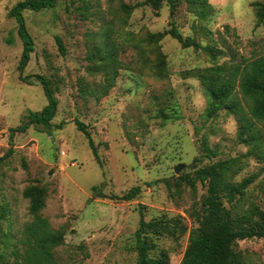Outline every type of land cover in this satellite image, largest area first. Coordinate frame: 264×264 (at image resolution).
I'll list each match as a JSON object with an SVG mask.
<instances>
[{
  "label": "rangeland",
  "instance_id": "374dc122",
  "mask_svg": "<svg viewBox=\"0 0 264 264\" xmlns=\"http://www.w3.org/2000/svg\"><path fill=\"white\" fill-rule=\"evenodd\" d=\"M19 1L0 0V157L11 150L0 163V254L9 259L23 224L32 219L22 193L35 185L47 191L40 215L64 234V245L54 252L58 262L135 264L141 214L146 222L179 220L188 230L196 227L190 215L206 188L198 181L192 188L194 172L248 151L236 116L227 109L209 115L210 99L191 75L264 55V21L256 26L252 6L264 0H208L212 14L204 20L191 0H160L157 9L134 7L145 0H61L52 9L23 11L34 50L22 72L23 43L8 15ZM171 26L223 54L184 49L170 36L148 41L149 34ZM36 74L49 81L57 100L47 127L29 124L31 114L47 106L41 85L32 77L31 84L19 79ZM108 76H115L113 87L104 95ZM236 99L247 113L237 92ZM75 121L87 125L101 165ZM254 125L264 135V125ZM242 160L246 167L234 181L255 179L237 212L251 203L264 211V164ZM178 165L182 169L175 174ZM92 187L105 197L92 196ZM134 187L140 188L135 199H110ZM187 238L188 233L153 240L169 264H180ZM235 248L264 264V239L239 241Z\"/></svg>",
  "mask_w": 264,
  "mask_h": 264
},
{
  "label": "trees",
  "instance_id": "16d2710c",
  "mask_svg": "<svg viewBox=\"0 0 264 264\" xmlns=\"http://www.w3.org/2000/svg\"><path fill=\"white\" fill-rule=\"evenodd\" d=\"M61 0H22L16 3L8 13L18 26V34L23 43L18 69L22 72L27 66L30 53L34 50L33 42L26 31L23 11L40 12L55 7ZM191 4L197 5L202 20L211 16L212 10L208 0H191ZM150 5L154 9L160 6V0H145L137 3L134 7L139 8ZM256 26L264 21V3L254 2ZM125 12L130 8L123 6ZM108 33V30L103 34ZM166 36L176 40L182 48H203L210 52L213 57L222 55L221 50H212L197 44L193 39L184 38L181 33L171 26L162 33L148 35L150 43H156ZM58 47L62 49L61 42L57 39ZM96 54V53H95ZM93 55L95 58L96 55ZM99 65V61L96 63ZM160 64L163 65L162 62ZM104 65L98 68L103 69ZM201 84L204 92L210 99L209 115L216 114L220 109L232 112L240 123V136L248 147L246 154L241 157L219 160L205 165L194 172V182H200L206 188L200 207L190 217L196 223V227L187 229L179 220H152L146 222L141 214L139 227L135 232V250L137 259L135 264H169V256L165 251H157L153 237L168 236L173 238L182 237L188 233L187 245L183 252L180 264H254L250 256L236 250L239 241L264 239V211L251 203L243 213H238L239 203L246 189L254 181L255 177L243 178L236 183L234 178L246 167L242 158H250L264 164V135L255 128L254 123L264 125V55L251 61L225 66L212 65L201 70H195L192 75ZM34 78L42 87L47 99V106L40 112L31 114L29 124L34 126L51 124L57 109V100L54 97L49 81L42 75H32L19 79L27 84L30 78ZM115 76L107 83L104 95L109 88L113 87ZM236 92L247 104V113L243 112L242 104L236 99ZM76 129L81 132L88 142L96 162L101 165L97 148L91 138L87 125L75 121ZM28 128L25 125L16 129H9L10 133ZM9 149L0 157L2 163L9 155ZM183 180L189 178L182 176ZM189 181V180H188ZM92 196L95 198L105 197L97 187H92ZM140 193L139 187H134L120 196L110 199L119 201H131ZM29 201L28 213L31 220L23 224L20 235L10 247L9 259L0 254V264H68L58 262L54 256L56 248L64 245V234L51 228L48 220L40 215L44 208L47 191L43 187L31 185L22 193ZM154 252V255H151Z\"/></svg>",
  "mask_w": 264,
  "mask_h": 264
},
{
  "label": "water",
  "instance_id": "95a60500",
  "mask_svg": "<svg viewBox=\"0 0 264 264\" xmlns=\"http://www.w3.org/2000/svg\"><path fill=\"white\" fill-rule=\"evenodd\" d=\"M182 169V165H178V166H176L175 168H174V173L175 174H178L179 173V171Z\"/></svg>",
  "mask_w": 264,
  "mask_h": 264
}]
</instances>
